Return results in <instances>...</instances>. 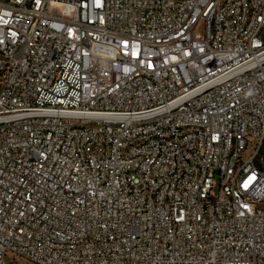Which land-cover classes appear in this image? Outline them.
Here are the masks:
<instances>
[{
    "label": "built area",
    "instance_id": "obj_1",
    "mask_svg": "<svg viewBox=\"0 0 264 264\" xmlns=\"http://www.w3.org/2000/svg\"><path fill=\"white\" fill-rule=\"evenodd\" d=\"M8 254L264 264V0H0Z\"/></svg>",
    "mask_w": 264,
    "mask_h": 264
},
{
    "label": "rangeland",
    "instance_id": "obj_2",
    "mask_svg": "<svg viewBox=\"0 0 264 264\" xmlns=\"http://www.w3.org/2000/svg\"><path fill=\"white\" fill-rule=\"evenodd\" d=\"M215 192L218 193V188L215 189ZM6 264H32V263L26 261L21 257L8 254L6 256Z\"/></svg>",
    "mask_w": 264,
    "mask_h": 264
}]
</instances>
